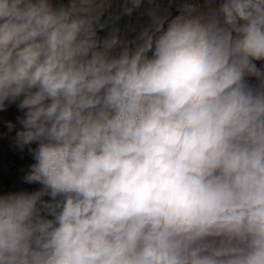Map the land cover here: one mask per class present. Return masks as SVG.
I'll return each instance as SVG.
<instances>
[{"label": "clouds", "instance_id": "1", "mask_svg": "<svg viewBox=\"0 0 264 264\" xmlns=\"http://www.w3.org/2000/svg\"><path fill=\"white\" fill-rule=\"evenodd\" d=\"M6 103L0 264H264V0H0Z\"/></svg>", "mask_w": 264, "mask_h": 264}, {"label": "built area", "instance_id": "2", "mask_svg": "<svg viewBox=\"0 0 264 264\" xmlns=\"http://www.w3.org/2000/svg\"><path fill=\"white\" fill-rule=\"evenodd\" d=\"M166 4L167 0H161ZM172 15L178 14L175 4L171 9ZM151 22L150 17L146 14L144 8L134 12L131 16H123L117 23L122 36L133 38L143 27ZM101 36L105 33L101 32ZM19 128L13 133L4 132L2 137H7L6 143L3 145L0 139V194H7L17 191H33L39 185H29L25 183L24 176L27 174L29 167L35 161L32 159L30 148H35V144L26 146L23 149L16 147L15 134Z\"/></svg>", "mask_w": 264, "mask_h": 264}, {"label": "trees", "instance_id": "3", "mask_svg": "<svg viewBox=\"0 0 264 264\" xmlns=\"http://www.w3.org/2000/svg\"><path fill=\"white\" fill-rule=\"evenodd\" d=\"M23 112L18 109L16 104L6 103V106L3 110H0V139L3 145L6 143L7 137H2L4 132L13 133L15 129L20 128V125L17 122V117L22 116ZM11 121L15 128L11 131L8 130L6 122Z\"/></svg>", "mask_w": 264, "mask_h": 264}]
</instances>
